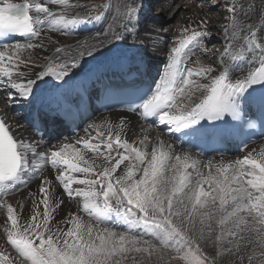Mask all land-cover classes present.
Returning <instances> with one entry per match:
<instances>
[{"label":"snow or ice","instance_id":"obj_1","mask_svg":"<svg viewBox=\"0 0 264 264\" xmlns=\"http://www.w3.org/2000/svg\"><path fill=\"white\" fill-rule=\"evenodd\" d=\"M204 4L221 8L222 45L202 43L210 15L180 26L155 86L128 93L124 111L147 125L141 138L128 139L121 116L49 145L0 111V264H264V146L219 164L183 149L234 139L246 150L250 130L264 129V0ZM142 9V0H0L7 104L34 107L37 129L54 90L86 62L129 37L136 43ZM97 24L71 44L48 35ZM38 49L47 50L39 63ZM197 50L211 62L192 61ZM48 80L59 83L46 95L38 84ZM177 134L181 150L170 142ZM24 190L30 203L9 199Z\"/></svg>","mask_w":264,"mask_h":264},{"label":"bare ground","instance_id":"obj_2","mask_svg":"<svg viewBox=\"0 0 264 264\" xmlns=\"http://www.w3.org/2000/svg\"><path fill=\"white\" fill-rule=\"evenodd\" d=\"M143 1L144 0H142V3ZM148 1H150L149 5L146 0L143 6V9L140 12V22L138 25L139 35L137 37L136 43L135 44L132 43L131 37H129V39L124 42L125 47L127 49L126 53L129 54V56H131L132 59L136 63L141 64L140 72L143 70H147V69L153 72H156L158 69H161L167 63L168 53L171 47L174 46L176 37L180 35V31H179L180 26H186L189 23H191L192 27H196L200 19L204 18L206 15H210L213 17V19L211 20V27L209 29L211 33V35L208 37L209 39L210 37L215 36L214 34H217L216 33L217 29L220 30L221 25L224 23L222 19L223 14L221 12V8L218 9L220 10V16H221L220 20L218 21L213 11L211 10L210 12L209 9L205 8L204 6L200 7L201 3L198 2L197 0H192L191 3H183L180 0H176L174 7L180 6V9H181V10L179 9L180 11L178 12V16L185 14L183 18L180 20L181 22H178L174 27H169L165 25V27H160L158 29H155L154 27L151 26V21H153L151 20L152 15H153V13L151 12V6L154 0H148ZM221 1L223 2V0ZM81 3H90V0H81ZM256 3L258 5L259 0H256ZM168 4L166 5V3H164L162 5L163 11L168 9L167 8ZM215 10H217V8H215ZM256 18L258 19L259 17L257 16ZM148 19H149V22H148ZM100 27L101 26L99 24L84 25L80 28L78 32L74 33L73 35H65L62 37L60 36V34L62 33H58V32L57 33L48 32V35L51 37L53 41H56L59 44H71V43H75L77 40H82L86 36L98 31ZM219 34H221V45H222L223 36H222L221 30ZM166 38H168V40H165ZM206 40L207 38L204 41H202V43L205 44L207 42ZM21 42H25V41H21ZM206 47L209 49L213 47L219 48V44L215 43V44H212L211 46H206ZM200 52L198 53L196 59L191 57V60L196 61L197 59H199L202 63L211 62L210 58L207 55H202L200 54ZM114 53H116L115 46L109 47L106 50L102 49L99 55L94 60H90L86 62V64L87 65L89 63L91 64L98 58L114 56ZM35 54H37L38 56L36 57L32 56L31 58L34 60H37V62L39 63V62H42L39 60V57H43L44 55H46L47 50L38 49ZM25 58H28L27 54L25 55ZM48 81L50 82V80ZM54 82L55 81L52 80L50 83L52 84ZM38 90L44 93L45 87L40 83L38 84ZM5 96L6 94L0 93V109L2 110L4 114H6L9 117L10 124L22 126L24 130V135L25 136L30 135V131L24 119L23 110H24V107H26V105L23 104L22 102H16V101L13 102L11 105H8L5 100ZM121 116H124L130 122V125H131L130 129L128 130V139L131 141V140H136L138 138H141L142 136L141 128L147 127V125L144 123H141V121L138 120L132 113H128V112L109 111V112H105L102 114L94 115L93 118L90 120V122H88L84 126V128L92 122L101 123L105 120V118H107L114 124L119 123ZM84 128L81 129V131L78 134L83 135ZM163 130H164L163 128L155 129L151 132V135L155 136L157 131H163ZM165 138L168 139L167 137ZM68 139L69 141L75 140V138H69V137ZM62 140L64 139L56 140L51 145L56 144ZM170 142L176 146L177 150H181V147L177 145V141L174 138H171ZM261 146H264V139H261L259 141H256L255 143L248 145L246 147V150L243 149L241 152L235 153L233 155H228V154L224 156L213 155L210 157H203V156L201 157L199 155V159H201L204 163H207L209 160H212L214 164H219L221 161L227 163L229 160H235L237 158L242 157L243 155H246L248 151H252L253 149H255L256 151H259V148ZM192 153L195 155L194 152ZM205 171H207V169H205ZM50 178L54 180V175L50 176ZM30 188L32 191H36L37 184L33 182L30 185ZM9 199L13 203H15L16 201H21V202L27 201L28 203H30L28 190H24L22 194L21 193L14 194V196L9 197ZM71 209L75 211L76 205L72 204ZM67 211H68V205L65 206L64 213L57 214V219L58 220L62 219L63 215H65ZM2 222L3 220L2 218H0V223ZM0 232H2V229H0Z\"/></svg>","mask_w":264,"mask_h":264},{"label":"rangeland","instance_id":"obj_3","mask_svg":"<svg viewBox=\"0 0 264 264\" xmlns=\"http://www.w3.org/2000/svg\"><path fill=\"white\" fill-rule=\"evenodd\" d=\"M145 1H143V6L145 4ZM182 1L183 3H191L192 0H180ZM198 2H200L202 4L203 0H197ZM100 3L101 0H90V3ZM148 5H149V2L148 1ZM175 2L176 0H154L152 6H151V12L153 13L152 15V19L153 21H151V26L154 27L155 29H158L160 27H165L166 26H169V27H174L178 22H181L180 20L183 18V15H180L178 16V12L181 10L180 9V6H177V7H174L175 6ZM211 3H215L216 0H210ZM166 3V5L168 4L167 8L165 11H163V8H162V5ZM221 6H222V1H221ZM204 7L209 9L207 4H204ZM180 9V10H179ZM219 8H217L218 10ZM175 10V11H174ZM215 10L213 9V13L215 15V17L217 18V20L219 21L220 20V10ZM148 22H149V19H148ZM153 23V24H152ZM159 23V25H158ZM217 34H214L215 36L213 37H210L209 39L207 38V42L205 43V46H211L212 44H219V47L221 46V34L220 33V30L217 29L216 31ZM222 33V32H221ZM60 36H65L64 34H60ZM165 40H168V38H166ZM200 51L198 50V52L196 51L195 54L191 57H193L194 59L197 58V55ZM200 54H202L200 52ZM33 56H38L37 54H34Z\"/></svg>","mask_w":264,"mask_h":264}]
</instances>
